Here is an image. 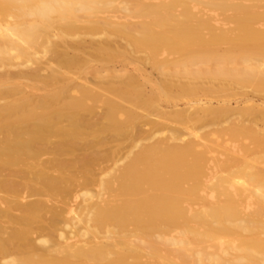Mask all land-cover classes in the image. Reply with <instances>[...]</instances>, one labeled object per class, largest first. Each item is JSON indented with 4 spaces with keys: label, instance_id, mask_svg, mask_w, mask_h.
<instances>
[{
    "label": "bare ground",
    "instance_id": "1",
    "mask_svg": "<svg viewBox=\"0 0 264 264\" xmlns=\"http://www.w3.org/2000/svg\"><path fill=\"white\" fill-rule=\"evenodd\" d=\"M259 119L264 0H0V264H264Z\"/></svg>",
    "mask_w": 264,
    "mask_h": 264
},
{
    "label": "rangeland",
    "instance_id": "2",
    "mask_svg": "<svg viewBox=\"0 0 264 264\" xmlns=\"http://www.w3.org/2000/svg\"><path fill=\"white\" fill-rule=\"evenodd\" d=\"M96 60V59H95ZM107 61V62H104V61ZM100 61V62H99ZM104 61H103V59H99L98 61L96 60L95 62H93L92 64L94 65H97V66H95V68L97 67V68H99V66H100V69H101V67H102V70L103 69H112L114 66H118V62H116L117 60H111V59H104ZM119 61V60H118ZM97 63H100V64H97ZM120 65V64H119ZM106 68H105V67ZM108 67V68H107ZM82 70V71H81ZM85 71V67L84 66H80L79 68H77L76 69V67H72L71 68V71L72 72H76V73H82V72H84ZM184 101L186 102V100H181V101H179V108H183V106L185 107V103H184ZM215 101V102H214ZM213 101V104H212V107H215V108H218L219 107V105H218V103L216 102V100H214ZM237 101H240L241 103H243V104H238L237 103ZM245 101H246V99H245V97L244 96H239V97H236V98H233L232 100H231V105H232V108H235V109H238V108H242V107H246V106H250V105H262V100H260V98H255V99H253V100H251V101H249V102H246V104H244L245 103ZM183 105V106H182ZM100 110L101 109H99L98 111L100 112ZM147 110H150V108H148ZM102 111V110H101ZM79 116H81V119H79L78 118V123L80 122H82V123H84L85 125H88V123L90 124V127H91V123H93L94 121H96V116H98V115H95V116H92V115H90V116H92L93 118L91 119V123L89 122L90 121V116L89 115H83V114H81V115H79ZM90 117V118H89ZM233 117H235L234 115H231V114H227L226 116H224V117H219V119H217V120H215V122L214 121H208L207 122V124L208 125H206V126H203L202 127V125H204V124H202V123H197V124H195V123H191L190 125L188 124V126H186V125H180V124H170L172 127H177L178 128V131H177V136L178 137H180L181 139H185V138H187L188 137V135H189V132H194V131H198L197 133H199L200 131H201V128L202 129H204V130H202V133H204V134H202V133H200L199 135L201 136L202 135V137L203 138H206L207 136V138H209V136H211L209 139H214V140H218L219 141V144H221V143H223L224 142V146L223 147H219L218 149H216V151L215 152H213L212 153V156H214V157H217V158H219V159H224V156L226 155V151L227 150H230L234 145L237 147V148H235V150L237 151L238 149H239V144H243V143H245V144H248V141H246V142H232L227 136H219V137H217L216 135L215 136H212L210 133L212 132V133H214V131L216 130V129H218L217 127H219V128H223L224 127V125L225 126H227L226 124H227V122H228V120L230 121V119L231 118H233ZM83 118V119H82ZM154 119V118H153ZM155 119H158V118H155ZM89 120V121H88ZM94 120V121H93ZM159 121H161V122H164L163 120H160V119H158ZM235 120H239V119H234V121ZM32 123H34V122H31V124L30 123H28L27 124V126L28 127H30V126H33L32 125ZM66 123H67V121H66ZM108 123V122H107ZM106 122H102L101 124H98V125H96V123H95V125H94V123L92 124V125H94V126H92L94 129H96V128H106V126L108 125ZM212 123H214V124H212ZM259 123V124H258ZM200 126H199V125ZM202 124V125H201ZM257 127L260 129H264V121H261L260 119L258 120V122H257ZM65 125H67V124H65ZM105 127H104V126ZM195 125H196V127H195ZM179 126L181 127V128H179ZM191 126V127H190ZM91 127V128H92ZM147 127V128H146ZM183 127V128H182ZM186 127H190L189 129H191V130H185L186 129ZM143 128V130L145 129V130H150V128H151V126L148 124V125H145L144 127H142ZM196 128V129H195ZM197 128H199V130L197 129ZM188 129V128H187ZM170 131H171V128H165V129H161L160 130V132H159V134H157L158 136L160 135V136H166V135H170L169 133H170ZM182 131H183V133H182ZM187 131H188V133H187ZM145 132H148V131H145ZM144 132V133H145ZM169 132V133H168ZM180 132V133H179ZM167 133V134H166ZM166 134V135H165ZM208 134H210V135H208ZM110 137H109V136ZM145 135L146 136H148L149 135V133H148V135H147V133H145ZM144 134L142 135V139H149L150 140V137L151 136H149V137H146ZM204 135V136H203ZM107 136V137H106ZM144 136V137H143ZM107 139V141L108 142H110L111 144H109L106 140L105 141H103V142H105V144H107L106 145V147L105 148H107L108 146L109 147H111V148H113V146H111V145H119L118 147H121V146H123L124 147V149H125V147L127 148V147H129V146H132L131 145V143H129L128 142V138H127V141H126V138H125V140H118V139H115V137L113 138V136H112V133L110 134H104V137H103V139ZM117 138V137H116ZM109 139V140H108ZM142 139H140L141 141H142ZM132 139H130V141H131ZM102 141V140H101ZM116 141V142H115ZM134 140H132V142H133ZM107 142V143H106ZM128 142V143H127ZM148 142V140L146 141V143ZM143 143H145L144 141H143ZM120 144H121V146H120ZM126 144V145H125ZM125 145V146H124ZM108 147V148H109ZM115 147H117V146H115ZM123 147H121V148H123ZM114 149V148H113ZM124 149L123 150H121V151H123L124 153H122V152H120V151H118L119 153V155H120V153H121V157H122V154H123V156H124V154H126V153H128V152H126L127 151V149H125L126 151H124ZM130 149V148H129ZM131 149H132V147H131ZM130 149V150H131ZM225 153V154H224ZM120 156H118L117 155V157H120ZM116 157V156H115ZM115 157H112L111 159L109 158L108 160L106 159L105 161L107 162V163H105L106 164V166L107 165H112V164H114L116 161H117V159H115ZM116 157V158H117ZM105 164L103 165V166H105ZM113 166V165H112ZM110 167V166H109ZM31 200H33V199H31ZM81 200V199H80Z\"/></svg>",
    "mask_w": 264,
    "mask_h": 264
}]
</instances>
